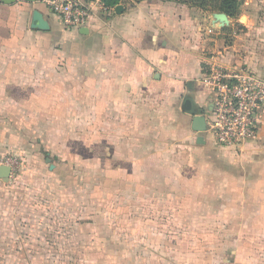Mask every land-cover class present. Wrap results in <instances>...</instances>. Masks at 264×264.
I'll return each instance as SVG.
<instances>
[{"label": "crops", "instance_id": "0c3cea01", "mask_svg": "<svg viewBox=\"0 0 264 264\" xmlns=\"http://www.w3.org/2000/svg\"><path fill=\"white\" fill-rule=\"evenodd\" d=\"M212 13L119 0L67 28L45 0H0V166L18 157L33 164L30 172L43 161L37 171L52 184L79 189L65 183L73 176L66 160H74L75 167H97L98 185L116 181L124 197L109 204L124 206L114 218L131 231L125 260L113 264H264V110L256 140L221 146L208 125L212 98L203 84L210 56L264 79V0H244L227 24ZM195 117L204 129H196ZM72 141L88 142L93 153L65 154ZM10 180L0 177V230L16 206L28 226L20 219L14 232L49 238L47 253L58 238L68 242L70 223L84 222L80 212L54 214L56 206L52 214L26 215ZM39 248L20 240L13 252L0 247V264L10 254L29 255L14 256V264H38L31 255Z\"/></svg>", "mask_w": 264, "mask_h": 264}, {"label": "rangeland", "instance_id": "374dc122", "mask_svg": "<svg viewBox=\"0 0 264 264\" xmlns=\"http://www.w3.org/2000/svg\"><path fill=\"white\" fill-rule=\"evenodd\" d=\"M121 1L125 4L133 5L135 2H139L141 0ZM168 2H173L177 5L188 7L191 9L192 15H195L194 13L200 14V11L203 10L200 7L190 4L177 3L175 1ZM243 4L244 0H240L238 5V14L240 12V7ZM82 145L83 144L79 142H69L68 146L64 148L65 152H63L65 154H76L78 151H80V155L83 157L86 156L88 159V156L93 153L92 147L94 146H89L88 142L85 144V146ZM15 158L18 162V168H16V170L11 175L10 186L13 185V195L18 197L16 200H19L21 195L23 200V213L29 216H31V213H39L42 215L47 213L52 214L53 209L51 207L56 206L57 211H54V214H69L71 216L80 212V216L84 215V222L80 223V226L78 227V233V228L70 223V230L72 233L71 237L68 238V242L66 241L65 237H60L58 240H55L56 245L54 244L52 248L49 247L48 252L46 253V246L48 247L52 244L48 243L50 242L49 238H46L45 236H39L38 238L31 239L30 237H22L21 239L18 238L17 233L14 232L15 227L20 226V219L22 223L21 226L23 228L28 226V222L25 215L22 218L18 216L19 208L14 206V208L11 207V209L6 213L5 217L9 218V221L2 223L3 230H0V233L3 234H0V247L12 248L13 252V249L15 246H17L19 240L22 242L24 247L28 248L30 247L31 243L37 241L40 247L39 252L44 253L38 252L36 258L35 255L31 256L32 261H36L38 264H113L114 262L120 263L125 260V250L127 245L125 239L127 238V235L130 234L131 230H127V227L129 226H126L124 223L122 224L120 217V221L119 218H114V215L120 213L121 210H123L121 207L123 208L124 206L121 205V207H115V205L110 206L109 204V200H114L115 198L121 196L124 197L123 195H120L119 191H116V189L119 188V185L116 181H111L110 178H108L102 180V183L98 185L97 182H99V179L97 177H93V174L96 173L97 168L94 164L87 162L83 165V167H75L73 165L74 163H72L74 160H66V162L70 161L71 165L73 166L71 168V173L73 176H69L71 178L68 179L65 178V183L68 184V182L74 180L76 182L75 186L79 184L80 188H64L58 184H52L51 179L49 178L46 171L45 174L37 171L38 168H43V161H39L40 166H36V169L26 172L29 170V166L33 164H27V162H23L20 158ZM26 181H36L37 184L32 186V188H20L22 189L20 190V194V192L17 190V187L20 186V183H24ZM81 186L83 188H81ZM34 188H36V190ZM53 198L58 200L69 199V202H65L62 205L60 202L56 203L54 200H52ZM77 198L82 200V203L84 204L78 202L79 199L77 200ZM83 199L85 202H83ZM115 201L119 202L117 200ZM98 205L102 207L99 209ZM15 217L16 222H14ZM44 223L45 222H38V225L40 227L43 225L44 227ZM32 224L33 226H36V223ZM33 228L34 227H32V229ZM61 229V224L55 228V230ZM119 233L121 234L119 235ZM116 248H118V250ZM135 248L137 249V247ZM121 249H124V251L121 252ZM14 256L15 258H17V256L22 257L21 261L28 260L29 258L28 254H10L8 255L6 264H14V261L17 263L18 260H14Z\"/></svg>", "mask_w": 264, "mask_h": 264}, {"label": "built area", "instance_id": "2783aa9c", "mask_svg": "<svg viewBox=\"0 0 264 264\" xmlns=\"http://www.w3.org/2000/svg\"><path fill=\"white\" fill-rule=\"evenodd\" d=\"M67 28L86 25L95 11L108 13L104 0H45ZM212 32V29H208ZM203 84L211 94L213 119L208 122L217 144L240 147L257 139L264 110V79L244 65H223L215 56L204 64ZM10 175L18 168L16 158L2 159ZM9 175V176H10Z\"/></svg>", "mask_w": 264, "mask_h": 264}, {"label": "trees", "instance_id": "16d2710c", "mask_svg": "<svg viewBox=\"0 0 264 264\" xmlns=\"http://www.w3.org/2000/svg\"><path fill=\"white\" fill-rule=\"evenodd\" d=\"M119 0H104V4L111 7ZM175 1L177 3L190 4L200 7L203 10L212 12H223L230 18H234L238 14V5L240 0H164Z\"/></svg>", "mask_w": 264, "mask_h": 264}, {"label": "water", "instance_id": "95a60500", "mask_svg": "<svg viewBox=\"0 0 264 264\" xmlns=\"http://www.w3.org/2000/svg\"><path fill=\"white\" fill-rule=\"evenodd\" d=\"M6 3L12 2L13 0H3ZM122 9V6L119 4L115 7L116 12H120ZM213 18L222 23V24H227L228 19L227 15L223 12H213L212 13ZM194 122H198L199 125L196 127V129H204L205 128V122L203 118L200 117H195ZM10 175V167L8 165H1L0 166V177L3 178L4 180H8V177Z\"/></svg>", "mask_w": 264, "mask_h": 264}]
</instances>
